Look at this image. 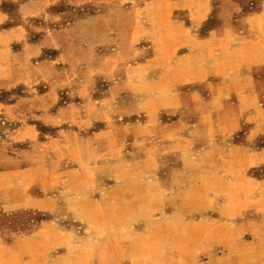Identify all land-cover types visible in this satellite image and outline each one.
I'll return each mask as SVG.
<instances>
[{"label": "rangeland", "instance_id": "1", "mask_svg": "<svg viewBox=\"0 0 264 264\" xmlns=\"http://www.w3.org/2000/svg\"><path fill=\"white\" fill-rule=\"evenodd\" d=\"M195 1L0 0V264H264V0Z\"/></svg>", "mask_w": 264, "mask_h": 264}, {"label": "crops", "instance_id": "2", "mask_svg": "<svg viewBox=\"0 0 264 264\" xmlns=\"http://www.w3.org/2000/svg\"><path fill=\"white\" fill-rule=\"evenodd\" d=\"M198 1V3H203L201 0H196L195 2H197ZM201 13V11L199 10V14Z\"/></svg>", "mask_w": 264, "mask_h": 264}]
</instances>
